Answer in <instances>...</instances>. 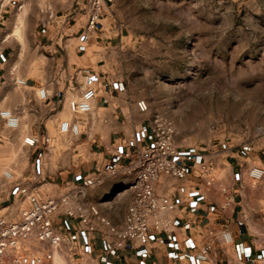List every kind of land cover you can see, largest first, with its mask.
Wrapping results in <instances>:
<instances>
[{
    "label": "rangeland",
    "instance_id": "rangeland-1",
    "mask_svg": "<svg viewBox=\"0 0 264 264\" xmlns=\"http://www.w3.org/2000/svg\"><path fill=\"white\" fill-rule=\"evenodd\" d=\"M76 2L0 0V51L8 48V61L3 65L7 78L52 82L60 62L53 50L60 48L49 38L55 36L57 23L70 12H79ZM111 14L123 36L111 53L112 75L117 76L120 95L130 108L140 100L147 102L148 112L140 118L152 121L160 115L171 121L174 145L184 153L207 158L212 151L231 148L240 157L247 158L250 151L256 158L263 157L264 0H112ZM80 83L77 76L70 85L77 98ZM15 87L20 92L25 89ZM69 104L62 120L72 119ZM0 109L10 110V106ZM18 118L22 130L29 131L30 123ZM57 136L49 133L48 145L34 153L12 142L15 146L11 147L18 151L12 152L11 164L0 166V216L19 221L28 210L25 198L9 199L7 193L14 186L27 187L33 193L37 188L41 199L68 198L55 191L52 181L74 167L70 151H76V158L86 157L85 140L84 136ZM4 171L13 175L12 182L2 178ZM32 183L33 188L29 187ZM73 204L71 200L70 207L89 213ZM63 212L64 207L57 214ZM58 216L52 221L62 226L63 216ZM70 242L65 237L53 248L30 236L19 248L42 259L43 264H56L58 258L64 264H79L83 257L77 248L70 249Z\"/></svg>",
    "mask_w": 264,
    "mask_h": 264
},
{
    "label": "crops",
    "instance_id": "crops-1",
    "mask_svg": "<svg viewBox=\"0 0 264 264\" xmlns=\"http://www.w3.org/2000/svg\"><path fill=\"white\" fill-rule=\"evenodd\" d=\"M76 1L80 5L79 12H70L68 18L57 23L55 36L49 38L60 48L53 50L56 56L60 55V62L50 84L26 79L27 84L21 86L24 91H18L17 83L7 78L3 67L8 61V48L0 51V108L10 106L21 122L25 119L31 125L29 131H23L20 124L18 129L10 130L0 119V166L11 164L12 152L18 151L13 148L15 145L25 147L23 135L49 137V133H56L69 137L59 134L58 124L67 115L69 102L77 98L70 92L71 81L74 77H81L79 94L82 77L91 76L97 98L90 115L76 117L81 135L74 138L84 136L86 157L76 158V151H70L69 161L74 167L57 174L52 186L60 196H68L70 202L72 200L88 210L96 208L99 217L121 228L131 199L129 186L133 180V174L129 173L131 161L126 155H134L152 143L151 121L140 118L143 113L134 105L130 108V103L123 100L117 76L112 75L111 53L123 38L116 18L111 17L112 3L103 8L95 30L88 32L89 0ZM41 87L48 91L46 102L37 98V90ZM46 146L26 148L34 153ZM179 152L193 169L183 179L161 177L155 183V195L168 198L174 209L162 216L168 222L166 230H149L146 245L128 240L117 248L113 235L98 225V218L92 219L95 231L87 232L79 218L68 217L65 212L54 215V219L63 216L62 226L55 221L53 224L63 238L66 237L68 242L72 240L70 249L77 248L83 257L78 259L79 264H209L199 263L194 257L209 241L208 230H229L233 236V243L229 246L215 242L212 263L264 264V176L256 184H251L248 175L253 167L264 169V150L261 152L263 157L259 158L253 156L252 151L247 158L240 157L238 151L235 153L231 148L212 151L207 158L198 153ZM202 162L213 163L208 178L199 171ZM113 166L115 174H112ZM88 179L93 181L90 186L84 185ZM29 187L33 188L34 183ZM18 189L14 186L7 193L13 202L22 199ZM33 190L37 194V188Z\"/></svg>",
    "mask_w": 264,
    "mask_h": 264
},
{
    "label": "built area",
    "instance_id": "built-area-1",
    "mask_svg": "<svg viewBox=\"0 0 264 264\" xmlns=\"http://www.w3.org/2000/svg\"><path fill=\"white\" fill-rule=\"evenodd\" d=\"M112 3V0H89L86 29L88 32L95 30L101 17L103 8ZM82 86L76 101L69 104L68 112L72 119L61 120L58 124V132L61 135L78 138L81 135V127L76 117L90 115L93 110V102L97 98L95 82L91 76L82 77ZM20 86L27 84L26 80L16 82ZM37 98L40 102H46L48 91L45 87L37 90ZM140 113L148 112V104L144 100L136 103ZM0 119L3 120L7 129L19 128V118L11 110L0 111ZM152 143L140 148L134 155H126L130 158L129 173L133 174V180L129 186L131 199L126 209L121 228H116L104 217H99L98 211L90 207L89 213H82L80 208L73 209L69 205L67 197L59 199H41L27 187H19L18 193L28 203V210L19 221H9L5 215L0 216V264H43V260L20 252V243L23 239L34 236L40 243H47L53 248L63 242V235L56 231L52 217L58 210L64 207L68 217H77L87 232H94L93 218L105 227L114 237L115 246L121 248L128 241H136L140 245H146L149 241V230L162 232L167 229L168 222L162 216L174 209V204L166 197L155 195L154 185L161 177H172L176 179L185 178L193 169V165L185 163L184 156L174 145V126L168 119L156 115L151 121ZM48 136H27L23 139V145L35 148L38 145H48ZM121 157V156H119ZM212 162L199 164L200 173L209 177L213 171ZM113 166L112 174H115ZM253 184L259 182L264 176L262 167H253L249 173ZM5 180L12 182L13 177L8 171L2 172ZM93 184L91 179L84 185ZM209 241L201 246L195 253V259L199 263H212L213 246L218 242L222 246L233 243V236L229 230H208ZM217 256V255H216ZM235 264H244L241 261Z\"/></svg>",
    "mask_w": 264,
    "mask_h": 264
},
{
    "label": "bare ground",
    "instance_id": "bare-ground-1",
    "mask_svg": "<svg viewBox=\"0 0 264 264\" xmlns=\"http://www.w3.org/2000/svg\"><path fill=\"white\" fill-rule=\"evenodd\" d=\"M19 124H20V122H19ZM62 136H63V135H62ZM10 174H11V173H10ZM11 175H12V174H11ZM12 177H13V175H12ZM56 262H57L56 264H64V262H63L61 259H59V258L56 260Z\"/></svg>",
    "mask_w": 264,
    "mask_h": 264
}]
</instances>
